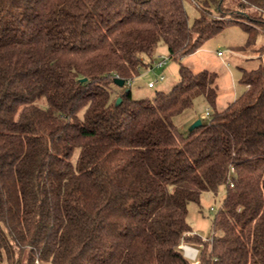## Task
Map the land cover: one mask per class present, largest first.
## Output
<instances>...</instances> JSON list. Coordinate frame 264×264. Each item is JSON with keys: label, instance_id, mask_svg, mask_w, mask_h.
Here are the masks:
<instances>
[{"label": "trees", "instance_id": "obj_1", "mask_svg": "<svg viewBox=\"0 0 264 264\" xmlns=\"http://www.w3.org/2000/svg\"><path fill=\"white\" fill-rule=\"evenodd\" d=\"M230 1L190 25L183 0H0V264H196L186 242L197 264H264V64L219 110L206 69L129 88L160 43L179 61L231 23L264 34V0ZM197 97L212 112L184 135ZM219 186L205 242L187 206Z\"/></svg>", "mask_w": 264, "mask_h": 264}, {"label": "rangeland", "instance_id": "obj_2", "mask_svg": "<svg viewBox=\"0 0 264 264\" xmlns=\"http://www.w3.org/2000/svg\"><path fill=\"white\" fill-rule=\"evenodd\" d=\"M233 0L230 1L232 4ZM216 0H183V6L187 14L188 23L191 25L199 15L201 8H208L212 11L215 19H221L227 15L225 10L216 12ZM229 7V4H226ZM230 8V7H229ZM229 18V17H226ZM230 19V18H229ZM258 31L254 32L249 40L246 33L239 24L231 23L223 30L207 38L202 45L192 54L182 57L179 61L170 59L164 44L160 43L153 51L151 57H145L146 64L140 71V75L133 79L129 88L134 98L151 97L157 91H169L179 80V64L187 67L191 72L197 73L201 70H209L216 74L217 98L216 109L224 108L228 103L239 96L243 87L239 84L241 70L256 69L264 64V34L259 25H253ZM260 29V30H259ZM249 40V43H248ZM261 49V50H260ZM220 52V55L217 53ZM166 58L162 68L150 70L149 64L152 59ZM163 76L164 80L159 81ZM148 82L154 83L153 88L147 86ZM206 111L212 112V108L202 97L194 99L191 108L184 110L174 118L176 128L184 135L189 131L190 126L196 120L207 122L203 118ZM225 196V187L219 186L215 192H202L199 197V204L189 203L187 206L186 220L191 227L192 233L196 234L202 241H211L212 237L219 236L220 232H213L211 225L215 214L221 207ZM184 256L189 259L186 248L195 249L194 260L197 264L196 248L186 242L181 246ZM41 264V263H39Z\"/></svg>", "mask_w": 264, "mask_h": 264}, {"label": "built area", "instance_id": "obj_3", "mask_svg": "<svg viewBox=\"0 0 264 264\" xmlns=\"http://www.w3.org/2000/svg\"><path fill=\"white\" fill-rule=\"evenodd\" d=\"M217 54L220 55L219 52H218ZM166 61H167L166 58H159V59H154V60H152V61H151L152 66L150 67V70H152V69H154V68H162V67L165 65ZM163 79H164V77H163V76H160V77H159V80H158L157 82H159V81H163ZM147 86H148L149 88H153V87H154V83L149 82V83L147 84ZM207 116H208V112L206 111V112L204 113V115H203V118H205V117H207ZM191 255H192L191 253L188 254L189 259L194 260L195 255H194V256H191Z\"/></svg>", "mask_w": 264, "mask_h": 264}, {"label": "water", "instance_id": "obj_4", "mask_svg": "<svg viewBox=\"0 0 264 264\" xmlns=\"http://www.w3.org/2000/svg\"><path fill=\"white\" fill-rule=\"evenodd\" d=\"M113 83H114V85H116L117 87H123V86H124V80H123V79H120V78H118V77H115V78L113 79ZM125 91H129V89L127 88V89H125ZM118 103H120V98H117V100H116V104H118ZM200 125H201V122H200V120L198 119V120H196V121L190 126L189 130H193V129L199 127Z\"/></svg>", "mask_w": 264, "mask_h": 264}, {"label": "crops", "instance_id": "obj_5", "mask_svg": "<svg viewBox=\"0 0 264 264\" xmlns=\"http://www.w3.org/2000/svg\"><path fill=\"white\" fill-rule=\"evenodd\" d=\"M152 60H154V59H152ZM152 60H151V61H152ZM143 61H144V60H143ZM151 66H152V63L150 62V64H149V68H150ZM163 80H164V79H163ZM132 82H133V80L131 81V84H132ZM148 83H149V82H148ZM148 83H147V84H148Z\"/></svg>", "mask_w": 264, "mask_h": 264}]
</instances>
